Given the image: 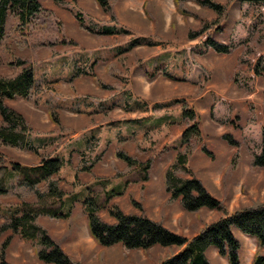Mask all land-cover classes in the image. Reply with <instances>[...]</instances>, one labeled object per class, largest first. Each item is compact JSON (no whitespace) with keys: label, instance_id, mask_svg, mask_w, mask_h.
Returning a JSON list of instances; mask_svg holds the SVG:
<instances>
[{"label":"rangeland","instance_id":"374dc122","mask_svg":"<svg viewBox=\"0 0 264 264\" xmlns=\"http://www.w3.org/2000/svg\"><path fill=\"white\" fill-rule=\"evenodd\" d=\"M39 1L43 9L35 21L20 33L11 18L0 42L3 74L14 67L8 39L55 45V51L41 50L32 64L39 87L28 98L10 101L28 118V144L37 150L6 149L0 181L10 188L32 177L30 167L41 156L60 160L67 193L39 206L69 216L39 219L52 236L67 233L62 247L69 255L82 264H149L160 263L165 248L171 254L161 245L151 254L150 248L121 243L101 246L87 225L92 208L109 222L110 208L143 212L187 237L198 231L194 222L201 228L217 220L216 210L190 212L180 198L170 199L165 173L178 153L186 157L179 175L200 179L230 212L264 201V168L251 166L252 154L263 147L264 2L214 0L224 5L218 13L187 0L191 12L184 14L175 0H108L106 8L96 0ZM208 37L233 48L227 54L204 52ZM186 110L193 112L190 119ZM193 124L199 134L187 132ZM126 154L134 158L129 163ZM14 162L27 168H15ZM87 198L93 204H85ZM22 201L0 198V219L21 209ZM240 242L241 262L249 264L258 242L255 247L249 238ZM35 246L36 240L15 235L7 258L13 264H47ZM208 256L211 264H222L221 257Z\"/></svg>","mask_w":264,"mask_h":264},{"label":"trees","instance_id":"16d2710c","mask_svg":"<svg viewBox=\"0 0 264 264\" xmlns=\"http://www.w3.org/2000/svg\"><path fill=\"white\" fill-rule=\"evenodd\" d=\"M103 8L108 0H96ZM187 0H175L178 10L184 14L187 10ZM201 7H208L221 13L224 5L214 0H193ZM262 3L264 0H240ZM43 9L39 0H0V42L7 37V25L11 18H15V31L23 33L38 17ZM115 16V15H114ZM81 26H84L81 23ZM206 44L219 53H230L231 44L219 42L208 37ZM6 48L15 56L10 64L12 71L3 74L0 71V179L6 173L4 165L5 150L18 149L35 152L37 149L29 147L28 133L31 130L28 118L10 101L17 98H28L29 94L39 87L34 77L32 64L40 60V51L48 49L55 51L54 44L29 43L26 39L17 36L7 40ZM20 50L22 53H18ZM25 50H31L29 55ZM0 55V66L5 62ZM53 114V113H52ZM191 110L184 111V116L191 118ZM197 131V124L191 125L187 132ZM194 135H197L194 132ZM190 136V135H189ZM263 147L260 154H252V169L264 168V131ZM232 142V141H231ZM233 143V142H232ZM122 156L121 152H118ZM124 160L129 163L133 158L125 155ZM134 159V158H133ZM186 157L178 153L176 160L167 168L165 173L166 190L170 199L181 200L186 211L198 213L207 208L218 211L221 216L199 228L196 222L193 228L198 231L192 237H187L167 228L161 221L150 218L146 213H126L121 208H110L109 214L113 222L104 220L98 210L92 208L88 213V227L91 236L101 246H112L121 243L127 249L148 250L154 245L168 247L171 254L160 261L159 264H211L208 250L216 247L219 253L226 257L230 264H242L241 242L235 236L234 229L246 235L255 237L258 249L251 264H264V201L256 200L249 206H243L233 212L228 210L223 200L212 195L203 182L196 177H181L180 171L185 170ZM15 168H27L19 162H14ZM32 177L19 178L12 187H5L0 181V198L14 196L22 201V208L11 216L0 219V235L6 234L0 244V264H13L7 258V248L15 235L25 239L36 240L35 254L47 264H82L75 257L69 255L62 247L67 233L62 237L52 236L40 222L41 216L50 218L65 217L69 214L58 213L55 209L42 206L45 198H63L67 190L60 177L61 162L51 156H41L39 164L30 167ZM93 200L85 199L87 204ZM72 227V226H71Z\"/></svg>","mask_w":264,"mask_h":264},{"label":"crops","instance_id":"0c3cea01","mask_svg":"<svg viewBox=\"0 0 264 264\" xmlns=\"http://www.w3.org/2000/svg\"><path fill=\"white\" fill-rule=\"evenodd\" d=\"M244 2H251V1H244ZM252 3H255V2H252ZM206 49H204L203 48V51L204 52H210V50L212 49V47H209L207 44H206ZM204 65H205V67H207V69L209 68V64H207L206 65V63H203ZM137 190V189H136ZM135 190V191H136ZM141 192H144L143 194H144V196H145V194H146V192H145V190L143 189ZM118 193V192H117ZM124 193V189L123 190H121V191H119V194H123ZM140 195H141V193H140ZM114 196V195H113ZM137 200H139V199H137ZM162 202L163 201H159V204L157 205V208H160V206H162ZM163 214V213H162ZM181 213L178 211L176 214H174V216H173V219L175 220L174 221V227H175V225H176V221H178V217H179V215H180ZM158 216V215H157ZM152 218V217H151ZM183 219V217H180V219ZM183 221H184V219H183ZM189 222H187V224L186 223H184V224H186V226H188L189 224H188ZM179 230V228L178 229H175V231H178ZM234 233H235V235L237 236V238L239 239V240H241V241H244V239H247V238H249V239H251L252 240V245L255 247L256 246V244H257V241H256V238H254V237H251V236H247V235H245L244 233H242L240 230H234ZM155 246H158V245H155ZM155 246H153V247H151L150 249H149V251H148V254H151V250H152V248H155ZM162 248H165V247H163V246H161ZM142 250V249H141ZM163 250H165L166 251V254H162L161 256V259L163 258V257H166L169 253H167V252H169L166 248L165 249H163ZM208 255H214V256H219V257H221V259H222V264H229V262H228V260L225 258V257H223V256H221L220 254H219V251H218V249L217 248H215V247H212V248H210L209 250H208ZM159 257H160V255H159ZM147 259H149V258H147ZM154 261V262H153ZM159 263V261H157V262H155V260H151V263H149V264H158ZM251 263V262H250ZM249 263V264H250Z\"/></svg>","mask_w":264,"mask_h":264}]
</instances>
